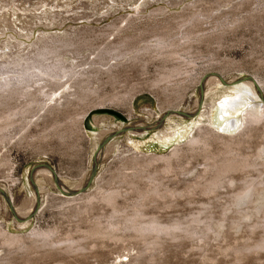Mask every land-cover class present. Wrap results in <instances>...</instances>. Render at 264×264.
Returning <instances> with one entry per match:
<instances>
[{
	"label": "rangeland",
	"instance_id": "374dc122",
	"mask_svg": "<svg viewBox=\"0 0 264 264\" xmlns=\"http://www.w3.org/2000/svg\"><path fill=\"white\" fill-rule=\"evenodd\" d=\"M158 8L165 13L154 17ZM183 15L189 21L181 28L175 19ZM113 25L118 30L113 31ZM190 25L196 26L199 37H184L186 30H192ZM163 27L172 28L167 43L175 41L181 48L176 60L139 50L154 45L146 40ZM107 46L113 48L111 52ZM41 48L43 52L63 49L61 56L67 57L56 60H67L63 66L72 71L68 69L69 77L65 73L60 79L52 78V87L45 88L48 83L42 81L35 85V79L33 85L30 82L31 92L43 87L42 93L55 95L53 101L61 106L58 112L43 118L15 116L11 118L14 127L0 132V264H264V249L256 247L264 244V211L234 229L231 222L246 206L225 211L228 221L221 215L233 188L223 183L211 194L201 188L204 184L197 177L204 167L203 154L193 155L188 144L191 135L198 133L193 125L196 117H164L155 124L168 107L190 114L195 100L201 98L198 81L207 73L224 80H264V0H0V63L21 59L24 65L23 60ZM115 52L122 56H114ZM173 64L181 67L179 75L163 81ZM42 93L34 95L40 102L35 112L44 104L54 105ZM21 99L15 101L20 104ZM250 103L262 104L257 97ZM98 108L114 110L126 120L94 115L84 123V115ZM242 111L227 118L241 124ZM212 122L213 130L219 132L222 121ZM257 128L247 142L245 133L240 134L246 142L242 152L256 153L264 146V122ZM131 130L137 132L130 134ZM175 148L179 151L172 155L169 167L161 160L152 166L136 164L149 157L169 156ZM94 155L97 166L92 183L80 195H69V190L76 191L87 181ZM44 164L54 169L64 192L54 179L42 177L40 170L32 182L34 167ZM255 164L259 172L264 169L263 160ZM252 169L246 170L249 178H240L237 185L264 179L263 170V177H258ZM109 192L116 193L112 203L102 200ZM32 195L38 200L36 212L17 216L15 211ZM221 216L224 229L215 226ZM153 219L162 225L178 221L181 228L167 232L137 228ZM210 219L215 223L210 224ZM110 224H116L115 228ZM10 236L18 241L6 243Z\"/></svg>",
	"mask_w": 264,
	"mask_h": 264
},
{
	"label": "bare ground",
	"instance_id": "6f19581e",
	"mask_svg": "<svg viewBox=\"0 0 264 264\" xmlns=\"http://www.w3.org/2000/svg\"><path fill=\"white\" fill-rule=\"evenodd\" d=\"M218 3H219V1H218ZM218 3H217V5H220ZM217 7L219 8V6H217ZM211 11H213V10H211ZM134 13L138 14L139 11L135 10ZM153 13H154V17H155V15H162L165 12L162 8H158L157 10L153 11ZM152 17H153V15H152ZM194 17L195 16H192L193 19H194ZM188 18L189 17L184 18V15L180 16L179 18H176L175 19L176 21L180 20V22H177V23L175 21L176 26L180 25L181 28L182 27L184 28L185 26H187V24L185 25L183 23ZM188 21H189V19H188ZM188 21H186V22H188ZM130 22L131 21H128L129 24H131ZM191 22L192 21L190 20V24H191ZM191 25H190V27H191L190 29H192V30L189 31V29H188L189 32L186 30V34L184 35V37L185 38L191 37V36L199 37L200 32L197 31V28L195 25L194 26H191ZM112 27H113V31H115L117 29L115 25H113ZM193 27H195L196 29L195 28L193 29ZM171 31H172V28H170V27H163V28L158 29L156 31L153 30L151 39H149L148 41L146 40V42L154 43V45L149 44V45L141 47L139 50L141 52H146V53L148 52V54L149 53H156L157 55L163 56L165 59L170 60V61L178 59L179 53H178L177 49L178 48L181 49V48L179 47L178 44H176L175 41H174L175 43L174 42L170 43L169 41L167 43V40H166ZM175 32H179V31H175ZM104 34H106V33L104 32ZM108 38H110V36H108L106 39H108ZM168 38L170 39V36ZM197 39H199V38H197ZM181 40H183V39H181ZM170 41L172 42V40H170ZM188 41H189V39H188ZM123 43H124V41H123ZM186 43H190V42H186ZM72 44H69L67 47L68 48H69V46L71 47ZM128 44H131V43L127 42L126 45L128 46ZM64 46H66V45H64ZM109 46H107V48ZM122 46H124V45H122ZM180 46H181V44H180ZM47 47L45 49H48ZM67 47L66 48L64 47V49H67ZM116 47H118V45ZM110 48L111 49L108 48L109 52H111L110 50L115 48V46H113V48L112 47H110ZM123 48L124 47H121L120 50H123ZM42 49L43 48H41V50H38V53L36 55L34 54V57H32V58L28 57V59H26L25 61L23 60V62H25L24 65L20 63V61H22L21 59H18V60L14 59L10 63H5V64L0 63V132L6 130L8 127H12L11 125H13L14 122L12 121L11 118H13L15 116L23 117L26 115H32V116L38 115L39 117L43 118L45 116L53 114L54 112H58V109L61 107L60 106L58 108V106L56 105L58 103L57 100L53 101L54 99H52V98L55 97L54 94H52V95L47 94L49 92L42 93V91L45 90L43 87L40 89L39 88L35 89V90L33 89L34 90L33 92L28 90L29 88L32 89V86L30 84L32 83L31 81L33 79L36 80V81L34 80L35 85H36V82H37V84H39L38 82L41 83V81L44 83H48V85H49L52 78L53 79L54 78L60 79L61 77H64L65 73H67L66 77L67 76L69 77L68 71L70 70L71 67L70 68L66 67L67 69L64 67V66H66L64 64H66L65 62L67 60L66 61L64 60L65 61L64 63H63L62 59H61L62 61L56 60L57 58H59L61 56V52H62L61 50H63V49L59 48L60 50L58 49L57 51L56 50L53 51L51 49V50H45V52H43ZM108 49H104V50L106 52H108L107 51ZM120 50H117V52L119 53ZM138 51H136V52H138ZM106 52H105V55H106ZM112 52H114V50ZM117 52H115L116 55H114V56L121 54V53L118 54ZM138 53H140V52H138ZM103 54H104V51H103ZM122 54H131V53H122ZM142 54H144V53H142ZM63 55H65V54H63ZM110 55H112V54H110ZM120 56H122V55H120ZM61 57L65 58L67 56H65V57L61 56ZM74 57H76V56H74ZM100 57H101V60L100 59L99 60L101 63V61H103L104 59H102V56H100ZM124 57H122L121 59H123ZM111 59H113V58H111ZM71 60H72V58H71ZM133 60H135V59L133 58L132 61ZM116 61H118V60H116ZM189 64L192 65L193 63L190 62ZM77 65L79 67V64H77ZM102 66H104V65H102ZM189 67H190V65H189ZM192 67H194V64ZM74 68H76V67H74ZM171 68L172 69L171 70L168 69L169 72L167 71L166 75L163 76L164 78L163 79L161 78L163 81H168L170 78H172L174 73L177 74L179 72V70H181V67L179 65L174 66V64H173V67H171ZM31 70H32V72H30ZM70 71H72V68ZM78 73H74V74L76 75ZM186 73H188V72L186 71ZM83 74L85 75V73H83ZM177 75H179V74H177ZM44 76H46V77H44ZM70 77H71L70 78V81H71L74 76L72 77V75H71ZM79 77H81V76H79ZM47 78H51V79L49 80ZM58 81H60V80H58ZM53 82H55V81H53ZM198 82H200V83H202V85H204L205 90L203 89L204 90L203 95H202L203 90L202 89L200 90L201 98H197L195 100L194 105H193L192 109L190 110V114H183V113L176 111L175 109H170V107H168V108L161 111L160 115H158V117H157V121L155 124H159L164 117H169V118H173V117L195 118L196 117L193 125L195 126V131L197 130L198 133L194 132L191 135V139L188 141V144H189L191 153L193 152V155H196V153L197 154L198 153L203 154L204 163L202 166H204V167L198 173L197 178L202 180L204 185H201V188H202V186L205 187L202 189L204 190V192L206 194H211V192L213 193V191H215L216 189L218 190V187L220 186V188H221L223 183L228 184V186L230 185V187L233 188L230 191L229 196H228V204H226L227 207H225L226 210H224V212H223L225 214H221V215L224 218H226L227 216H224V215H226L227 212H225V211L230 210L232 207L234 208V207L246 206L245 208L238 210V212L236 213L237 215L240 214L239 215L240 217L237 216L238 218L236 220H234V221L231 220L232 221L231 226L234 227V229H235V228H238L241 225V223L248 220V218L252 217L253 214L256 215L257 213L264 211V179L260 178L261 181H257L258 179H256L255 181H252V180L248 179L249 178L248 176H246L248 174L247 169H249L251 167L254 169V166L257 164V163L255 164L256 160L257 161L263 160V162H264V146H260L258 148V152H256V153L251 152L252 154L251 153L248 154V153L242 152L243 151L242 150L243 144H246L248 139L250 140V139L254 138L255 133L257 132V130H259L257 128L258 125H260V122H262V123L264 122L263 121L264 120V97H262V95H261V86H264V80L259 79V77L258 78L256 77L255 79L248 78V77L247 78L246 77H239V78L234 77V78H231L230 80H224V79H222V77H220L219 75H217L215 73H207V74L203 75L200 78V81H198ZM32 85H33V83H32ZM44 85H42V86H44ZM48 85L45 86V88L46 87H52L51 85H49V86ZM57 85H55V86H57ZM39 92H40V94L42 93L44 96L48 97L49 102L53 101L54 105L53 106H50V105L47 106L46 104H44V106L41 109H39L38 111L35 112L36 107L40 104V102L34 98V95L39 93ZM256 97L261 99V102H262L261 106L251 105L250 101L253 99H256ZM21 98L23 99L24 102L21 101V103L18 104L17 103L18 99H21ZM15 99L17 102L15 101ZM168 101H169V99H168ZM168 101H167V103H168ZM247 108H248V110L246 111L245 109H247ZM241 110H244V112L242 111L243 114H242L241 124H240L238 119H232V118L228 119L227 118V117H231V116L238 114V112L239 111L241 112ZM85 116H86V114L84 115V118H85ZM213 120L216 121L217 123L220 120L222 121V125L219 127V132H215L213 130L215 128V127H213V125H214V123L212 122ZM120 122L123 123L124 120H120ZM124 125L128 128L131 126L130 124H126V123H124ZM239 125H241V126L237 130ZM146 126H150V125H146ZM206 126L209 129H207ZM13 127H14V125H13ZM211 127H213V128H211ZM135 131L131 130L130 134H135ZM243 132L245 133L244 134L245 140L247 137L246 142L240 140V138H239L240 134H243ZM256 137H258V136H256ZM237 138H239V140ZM182 139H183V137H182ZM243 139H244V137H243ZM169 140H167V141L169 142ZM107 141H108V139L104 143H106ZM178 148H175L169 156L160 157V158L149 157L148 159H145L142 162V164H141V162L140 163L136 162V161L135 162H136V164L141 165V166H144V165L150 166L151 164L153 165L154 162L161 160L166 164V167H169V164H171L170 161H172L171 157H172V155L175 156V154H177V152L179 151ZM180 152H181V150H180ZM178 156H179V154H178ZM255 169H256V167H255ZM255 169H254V172L257 170L258 177H260V176L263 177L262 174H263L264 169H262L263 171L261 170V172H259L260 170H258V168L256 170ZM38 171H39V173H42V177H45L48 180L54 179L53 178L54 175L52 174V172L49 171L48 169H45L42 167V168L36 169L32 173L31 180L33 179L34 175ZM47 171H49L51 174L46 173ZM249 171H251V170H249ZM244 177H248L247 179L249 181L247 180L243 184L241 183L242 181L241 182L239 181L242 185L239 186L240 183L237 185V181L242 180L240 178H244ZM199 179H198V183L201 182ZM195 184L196 183H193V185H195ZM194 187H196V185ZM199 187H200V184H199L198 188ZM79 188H81V187H79ZM78 189H76V191H78ZM63 191H64V189H63ZM115 195H116V193H115ZM115 195L113 193L109 192V194H105L102 196V200L112 203V201H114L113 199H115L114 198ZM73 199H75V198H73ZM88 201H90V200H88ZM88 201H86V202H88ZM35 203H36V199L32 195L31 199L28 200L23 205L22 208H19L17 211H15L16 215L26 217L27 215H29L31 213V211H33V209L35 207ZM20 211H22V212H20ZM136 216H138V215H136ZM223 217L220 220L218 219L216 221V225H215L219 228L221 227V229H224L222 226H224V224L226 223L224 221ZM227 218L225 220L228 221ZM244 219H245V221H243ZM213 220H215V218ZM199 221L200 220L198 219L197 222H199ZM130 222H132L131 219H130ZM195 222H196V220H195ZM210 222L215 223V221H212V220L209 221V223ZM212 223H210V224H212ZM131 224L133 225V223H131ZM111 226H113V228H115L116 224H112ZM134 226H135V224H134ZM137 226L136 227L141 229L142 231L143 230L144 231L149 230V232H150L152 230V231H156V232H167V231H170V229H180L181 223L178 221H175L174 223L172 222V224H169V225H162V224H160V222L153 219L150 221L148 220V222L143 224V225L141 224V225H137ZM227 226H228V223H227ZM247 227H248V225H247ZM209 228L210 227H208V229ZM252 228H253V226H252ZM39 235H42V234H39ZM6 238H7V235H6ZM2 239H4V238H2ZM16 240H17L16 237L10 236V237H8V242H6V243H15L18 241V240L17 241ZM256 247H257V250L262 249V248L264 249V244L262 243V245L256 246Z\"/></svg>",
	"mask_w": 264,
	"mask_h": 264
},
{
	"label": "water",
	"instance_id": "95a60500",
	"mask_svg": "<svg viewBox=\"0 0 264 264\" xmlns=\"http://www.w3.org/2000/svg\"><path fill=\"white\" fill-rule=\"evenodd\" d=\"M199 88H200V90L202 89V84H200ZM94 115H109V116H112V117L117 118V119H120V120H124V121L126 120V119L124 118L123 115H121L120 113H118V112H116V111H114V110L107 109V108H98V109H93V110L89 111V112L86 114V116H85V118H84V120H83L84 123H86V122H87L90 118H92V116H94ZM102 149H103V146L101 145V146L98 147L97 152L101 151ZM95 159H96V155H94L93 158H92V164H93V165H92V169H91V171H90V175H89L87 181L85 182V184L83 185V187H81V188L79 189V191H69V192H68L69 195H71V196H77V195H80V194H81L83 191H85L86 188L92 183L93 178H94L95 173H96V166H97V165H96V161H95ZM40 167H43V168H45V169H48L49 171L52 172V174L54 175V184L56 185V187L58 188V190H59L61 193L64 192V191L60 188V183H59V180H58V178H57V175H56L54 169H53L51 166L46 165V164L41 165ZM36 169H37V167H34L33 171H35ZM32 182H33V180H32ZM66 194H67V192H66ZM4 196H5V195H4ZM5 199L7 200L8 205H9V207H10V201L8 200V198H7L6 196H5ZM37 208H38V200H36L35 207H34L32 213L29 215V217H30L32 214H34V213L36 212ZM10 210L13 211V210L11 209V207H10ZM29 217H28V218H29ZM14 218H15L16 220H18V221L21 220V219L18 218L16 215H14Z\"/></svg>",
	"mask_w": 264,
	"mask_h": 264
}]
</instances>
